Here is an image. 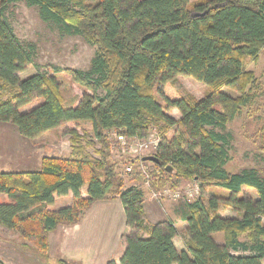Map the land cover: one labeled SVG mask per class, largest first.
I'll use <instances>...</instances> for the list:
<instances>
[{"label":"trees","instance_id":"1","mask_svg":"<svg viewBox=\"0 0 264 264\" xmlns=\"http://www.w3.org/2000/svg\"><path fill=\"white\" fill-rule=\"evenodd\" d=\"M18 1L0 0V122L35 139L65 123L87 121L100 149L90 155L87 148L95 144H85L72 130V157H44L36 172H0V195L8 199L0 204V227L47 251L51 232L80 224L96 202L119 197L130 230L119 264H264V177L256 169L227 170L233 138L226 131L255 100L256 75L245 61L257 62L264 51L263 0H24L45 23L97 47L89 71L62 70L86 90L74 108L64 105L55 75L21 79L36 48L22 43L8 22L9 6ZM178 77L210 91L201 100L183 95ZM34 101H39L35 108L21 111ZM174 110L179 121L168 114ZM157 126L154 156L161 164H152L154 192L175 179L176 187L189 180L202 193L220 188L227 194L185 205L187 240L181 251L174 243L175 223L149 224L142 189H125L112 160L109 132L144 138ZM175 127L181 130L169 137ZM138 161L142 158L130 162ZM134 178L143 181L141 173ZM244 189L258 198L245 196ZM70 194L71 206L48 209ZM220 203L236 217L222 216ZM216 235L223 236L221 243Z\"/></svg>","mask_w":264,"mask_h":264},{"label":"rangeland","instance_id":"2","mask_svg":"<svg viewBox=\"0 0 264 264\" xmlns=\"http://www.w3.org/2000/svg\"><path fill=\"white\" fill-rule=\"evenodd\" d=\"M190 1L195 4L204 0ZM6 15L19 40L36 48L34 62L20 74L21 79L38 73L55 75L61 86L66 108L77 106L86 90L62 70L89 71L97 47L89 45L82 36L66 35L55 25L45 23L39 15V10L28 7L24 0L11 4ZM245 67L247 71H252L256 75V83L251 88L255 100L251 105L244 107L227 126L226 131L233 138L227 170L237 173L244 169H256L264 177V51L257 62L246 59ZM176 87L181 94L190 95L197 100L204 98L210 91L203 83L187 77H178ZM38 102L34 101L21 111L35 108ZM168 114L177 121L181 117L177 110ZM72 130L84 137L85 144L89 142L95 144L88 146L87 152L96 157V151L100 146L96 139L91 137L90 122L65 123L35 139H26L19 134L15 125L0 122V172H36L40 170L44 157H72L70 134ZM179 130L180 127H175L169 131L168 136H175ZM86 132L90 135L84 136ZM159 134L160 126H157L144 138L131 139L127 142V146H123L119 141L121 136L115 131L109 132L112 148L114 146L112 160L117 165L118 174L124 180L125 189L133 186L142 189L146 221L155 224L159 220L166 219L176 224L178 229L176 244L181 249L184 248V242L187 240L185 205L199 198L206 203L214 195L221 197L227 194L220 188H210L202 193L199 184L189 180L180 181L176 187L175 179H172L167 188L159 191L160 193L169 191V195L162 196L159 200L154 198L153 194L159 192L152 190L150 172L154 170L153 163L130 161L154 156L156 153L154 142L159 141ZM138 141L140 143L149 141L152 146L144 152H134V149H138ZM132 165L135 172L128 174L126 168ZM142 165V170L146 169L148 174L139 172ZM136 173L143 175L142 183L135 180ZM82 195L84 198L87 197V186L82 188ZM244 195L254 200L258 198L257 193L249 189H244ZM72 199V196L57 197L55 205L48 209L58 211L69 207L73 203ZM114 199L116 197L107 200ZM7 202V197L0 195V204ZM95 205L89 216H87L88 212L84 215L83 219L87 217L83 226L75 228L61 226L51 232L47 251L33 241L24 240L17 232L0 227V260L5 264H108L111 261L119 264L125 250L123 236L130 232L126 226L124 207L120 200L108 204L107 207L103 202ZM218 212L225 217H236V214L224 203H220ZM216 240L221 243L223 236L216 235Z\"/></svg>","mask_w":264,"mask_h":264},{"label":"built area","instance_id":"3","mask_svg":"<svg viewBox=\"0 0 264 264\" xmlns=\"http://www.w3.org/2000/svg\"><path fill=\"white\" fill-rule=\"evenodd\" d=\"M134 139H136V138H134ZM129 140H131V139H129L127 137H122V136L119 139V141L122 143L123 146H127L128 145L127 142ZM150 142H152V141H150ZM150 146H152V145H151V143H149V141L148 142H143V143H140L138 141V146H137L138 149H134V148L133 149H134V152H144V151L148 150ZM158 146H159V141L157 143L154 142L155 150H157ZM113 148H114V146H113ZM142 167H143V165L141 166V169L139 170V172H144L145 175L148 174L146 169L143 168V170H142ZM126 172L128 174H134L135 171H134L133 165L127 167L126 168ZM137 187H139V186H137ZM169 193H170L169 191H166V193H160V192L159 193H154L153 197L159 200V199L162 198V196L164 197V196H167V194L169 195Z\"/></svg>","mask_w":264,"mask_h":264},{"label":"crops","instance_id":"4","mask_svg":"<svg viewBox=\"0 0 264 264\" xmlns=\"http://www.w3.org/2000/svg\"><path fill=\"white\" fill-rule=\"evenodd\" d=\"M69 196H72V198H73V195L72 194H70V195H68L67 197H69ZM66 197V196H65ZM120 200V198L119 197H116V199H114L113 201L112 200H104V201H99V202H96L95 204H97V203H102L103 202V204L107 207L108 206V204H112L113 202H117V201H119ZM72 201H73V199H72ZM93 205V207L88 211V214H87V216H89L91 213H92V210H93V208L96 206V205ZM147 214H148V212H147ZM86 216V217H87ZM85 217V218H86ZM85 218L83 219V221L79 224V225H76V226H83V222H84V220H85ZM164 220H166V219H164ZM164 220H159V222L160 221H164ZM176 225V224H175ZM185 225H186V222H185ZM76 226H73V227H70V228H75ZM177 227V226H176ZM53 234V233H52ZM174 243H175V245H176V247H177V249L179 250V251H181V250H183L184 248H181V249H179L178 248V246H177V244H176V238H175V240H174Z\"/></svg>","mask_w":264,"mask_h":264},{"label":"water","instance_id":"5","mask_svg":"<svg viewBox=\"0 0 264 264\" xmlns=\"http://www.w3.org/2000/svg\"><path fill=\"white\" fill-rule=\"evenodd\" d=\"M264 4V0L262 1ZM142 162H150L153 164H161L160 160L156 156H147L142 159ZM167 171L172 172V168L168 167Z\"/></svg>","mask_w":264,"mask_h":264}]
</instances>
